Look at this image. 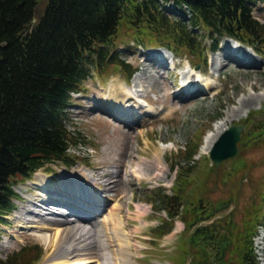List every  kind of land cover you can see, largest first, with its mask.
Returning a JSON list of instances; mask_svg holds the SVG:
<instances>
[{
    "label": "rangeland",
    "instance_id": "obj_1",
    "mask_svg": "<svg viewBox=\"0 0 264 264\" xmlns=\"http://www.w3.org/2000/svg\"><path fill=\"white\" fill-rule=\"evenodd\" d=\"M45 1L38 0L36 14ZM252 12L264 22V1L256 2ZM198 31L203 34V43H210L206 29L198 27ZM216 47V50L207 47L198 51L206 56L202 61L185 47L174 53L152 44L137 46L127 35L116 40L117 53L130 61L136 71L127 78L125 71L114 64L102 74L94 68L81 90L73 95V103L67 111V127L76 141L68 149L73 163L66 166L50 162L22 181L20 192L25 200L15 199L18 206L7 217L9 223L0 226V256L26 247L35 250L34 254H40L31 264H47L56 245L53 240L49 241L57 235L55 229L40 230L37 226L21 223L20 218L26 216L21 208L31 206L34 201L46 202L49 206L55 202L68 206L60 197L73 194L72 186L79 177L90 178L93 182L91 192L98 193V198L93 202L92 198H76L78 204L73 207L78 209L76 213L82 212L78 205H84L86 200L89 206L84 205L83 209L87 207L90 216L86 220L82 214L76 217L75 212L69 210L68 216L75 218L72 222L86 227L96 216L102 217L110 208L120 207L117 217L119 215L121 224L116 226L118 236L111 231L110 219L102 226L103 234L109 230L113 247H118L117 240H128L133 249L134 264H178L171 255L180 246V240L187 236H184V220L181 214L176 216L168 233L152 237L151 227L160 222L162 216H168L165 209L153 205L152 198L159 194L152 191L162 186L171 192L176 162L186 160L184 150L194 143L197 146L191 160L194 172L201 178L208 174L200 187L191 191V198L203 196L204 203L234 196L230 207L217 213L227 214L234 208L232 216L237 228H243L248 222V212L254 209L258 208V214L264 217V46L259 50L224 35ZM199 71L203 76L199 84L206 87L205 92L201 89L185 92L188 86H193L191 81L187 85L185 79L193 81ZM170 107L173 110L168 111ZM119 111H125L126 117L121 115L124 118L120 119ZM221 121L226 125L243 122L246 130L243 140L245 138L247 142L241 144L239 140V153L215 167L202 146ZM159 146L164 148L158 151ZM157 151L163 165L159 174L153 172ZM173 166L176 167L172 169ZM133 169H137L142 179L134 175ZM86 171H90V177L86 176ZM116 193L122 194L121 200L116 197L120 194ZM186 202L192 203L190 198H186ZM5 223L7 226L3 228ZM66 236L69 238V234ZM63 239L66 238L63 236L60 242ZM254 242L259 263L264 264V224L257 228ZM104 244L91 245L96 256H100L97 262L111 253L105 251L108 255L105 252L101 255L99 249L104 248ZM80 251L70 248L72 255L67 259L75 261L86 255H79L82 254ZM188 255L190 253H184L183 257L190 261Z\"/></svg>",
    "mask_w": 264,
    "mask_h": 264
},
{
    "label": "trees",
    "instance_id": "obj_2",
    "mask_svg": "<svg viewBox=\"0 0 264 264\" xmlns=\"http://www.w3.org/2000/svg\"><path fill=\"white\" fill-rule=\"evenodd\" d=\"M258 1L264 0H46L36 14L38 0H0V221L14 205L12 185L19 178L50 162L73 163L68 148L76 141L67 111L92 70L102 74L114 64L127 78L136 70L117 53L116 40L127 35L137 46L163 45L174 53L185 47L202 61L206 56L198 51L216 49L223 35L261 50L264 22L252 12ZM198 27L210 43H203ZM196 148L187 145L186 160L176 162L171 192L162 186L152 191L159 194L153 205L168 215L151 227L152 237L169 231L181 214L187 236L171 255L176 263L259 264L253 237L264 217L258 208L237 228L234 208L217 213L234 196L204 203L203 196L191 198L208 174L194 172ZM34 251L21 247L0 264H31L40 256Z\"/></svg>",
    "mask_w": 264,
    "mask_h": 264
},
{
    "label": "bare ground",
    "instance_id": "obj_3",
    "mask_svg": "<svg viewBox=\"0 0 264 264\" xmlns=\"http://www.w3.org/2000/svg\"><path fill=\"white\" fill-rule=\"evenodd\" d=\"M235 41H237V40H235ZM202 79H203V76L201 75V73L199 71V72H196L195 78L193 79V81L190 78H186L185 82L187 85L189 84L190 81L192 83H201ZM194 81H197V82H194ZM208 84L209 83H207V84L205 83V85H208ZM190 86H188V88H190ZM204 88H206V87H204ZM207 90H209V89H207ZM171 110H173L172 107L168 108V111H171ZM121 115H123V116L126 115L125 111H119L117 116L121 117L120 119H123L124 117H126V116L123 117ZM225 123L226 122L221 121L219 123V125L216 127V130L214 132H212V134L209 135L206 144L204 143L205 145L203 144L204 146H202L203 151H205V152L208 151L213 139L217 136L219 131H221L226 126ZM163 148H164L163 146L162 147L159 146L158 151L162 150ZM158 151L156 152L157 158L155 160L156 169L154 167L155 171L153 169V172H156L159 174V172L163 168V165H162V161L159 158ZM132 172L134 173V175H136L137 178L141 177L139 175L137 169H133ZM89 173H90V171L85 172L87 177L90 175ZM77 178L78 179H76L77 182H76L75 186H72V187H74L73 194L72 195H63L62 197H60L61 198L60 200L66 202L68 204V206L57 203V202H55L53 204V206L52 205L49 206L48 205L49 203L47 204L46 202H41L44 204L43 205L39 204L38 207H32V208H36V210H34V212H38L41 214H36L34 216H30L29 219H27L25 217L20 218L21 223H25V225L28 224L27 226H29V225L37 226L38 228H40V230L41 229H50V228L55 229V233L57 235L55 237H54V235L52 237L49 235L51 237L49 241L53 240L56 243V245H55L53 253H51V256H50L51 260L47 264H49V263H53V264H92V262H94V264H134V261L132 259V254H134V253L132 252L133 249L132 250L130 249V243L128 240L122 241L123 240L122 238H121L122 240L120 239L122 242H119L117 240L118 247L115 248L112 246V244H113L112 239H111L112 236H110L109 230H108L107 234L102 233V226L104 224L109 223V219H110L111 220V231L113 232L114 236H118L119 231L116 229V226L121 224V219H119V215L117 217V213L119 211L118 208H120V207L110 208L108 214H104L102 217L96 216L92 221H90L89 226H86L87 228L84 225H82L81 223L72 222L75 219L74 216H72V215L68 216L69 212L73 211V212H75L76 217L78 215L80 216L82 214L84 219L88 220L89 216H90V212H87L88 211L87 207H86V209H83V208H85L84 205L89 206V202L85 200V203H84L82 201L84 203V205L83 204L78 205V207H81L80 210H82V212L76 213V212H78L77 211L78 209L75 210L73 208L74 206H76L75 203H77L76 198L79 197L78 199H80V200H82L83 197L86 199L92 198V202H93V199L98 198L97 197L98 193L96 194V193L91 192V190L93 188L92 187L93 182L90 180V178H87V179L86 178H79V177H77ZM141 179H142V177H141ZM108 180H109V177H108ZM67 187H68V185H67ZM66 189L67 188L64 189L65 193H66ZM116 194H120V193H116ZM116 197L119 200H121L122 194L117 195ZM74 200H75V202H74ZM36 203H38V202H36ZM114 205L115 204H113V206ZM84 210H85V212H84ZM83 213L85 215H83ZM33 214H35V213H33ZM139 214H141V213H139ZM142 215L143 214H141V216ZM45 216H46V219L44 220L43 217H45ZM67 223H69V224H67ZM90 230H91V233L88 234V232ZM66 233L69 234V238H67ZM15 234H17V233L15 232ZM62 234H64V235H62ZM63 236L66 239H63L60 242V240ZM126 237H128V236H126ZM69 239L71 240L70 242H69ZM65 240H67V241H65ZM104 242H105V244H104ZM93 244H95L96 246H102L104 244V248L100 247V249H99L101 251V255L103 252L107 251V252H111L112 254L115 253L117 256L120 255L119 256L120 258H118L117 256H114L115 254L110 255L111 253L109 254L110 255L109 256L105 252L108 255V258L104 259L103 261L97 262L98 259L100 258V256H96V252L95 251L93 252V250L91 249V245H93ZM105 245H106V247H105ZM70 248H72V249L76 248V249L81 250L80 252L82 254H79V255H83V254H86V255L78 257V259H75V261H72V259L71 260L67 259L68 255H72V253H70ZM85 249H87V251H85ZM113 251H114V253H113ZM87 252H90V253H87ZM98 254H100V252H98Z\"/></svg>",
    "mask_w": 264,
    "mask_h": 264
},
{
    "label": "water",
    "instance_id": "obj_4",
    "mask_svg": "<svg viewBox=\"0 0 264 264\" xmlns=\"http://www.w3.org/2000/svg\"><path fill=\"white\" fill-rule=\"evenodd\" d=\"M33 20H35V17ZM262 109L264 110V103L262 104ZM243 126L242 122L231 123L219 131L213 139L209 147V156L215 165H219L223 159L234 156L239 152L238 140Z\"/></svg>",
    "mask_w": 264,
    "mask_h": 264
}]
</instances>
